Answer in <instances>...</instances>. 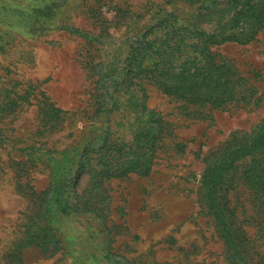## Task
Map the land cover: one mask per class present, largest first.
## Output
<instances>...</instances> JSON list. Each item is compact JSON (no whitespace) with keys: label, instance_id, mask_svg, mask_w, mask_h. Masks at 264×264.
Segmentation results:
<instances>
[{"label":"rangeland","instance_id":"rangeland-1","mask_svg":"<svg viewBox=\"0 0 264 264\" xmlns=\"http://www.w3.org/2000/svg\"><path fill=\"white\" fill-rule=\"evenodd\" d=\"M241 7L236 0H0V264H235L201 180L206 158L264 119V28L248 43L208 42L238 30L229 20ZM196 40L199 60L206 42L237 67L251 98L199 117L142 81L148 106L164 118L150 172L105 178V217L80 210L45 221L35 204L49 194L51 167L64 196L77 202L98 182L89 164L121 159L107 143L133 140L141 111L132 75L139 66L154 69L158 54L149 48L181 47L162 53L176 68ZM99 74L114 75L110 88L96 83ZM106 93L120 101L104 110ZM256 165L264 178V150L227 173L222 202L249 264H264V179ZM47 225L61 246L53 255L25 241Z\"/></svg>","mask_w":264,"mask_h":264},{"label":"trees","instance_id":"trees-1","mask_svg":"<svg viewBox=\"0 0 264 264\" xmlns=\"http://www.w3.org/2000/svg\"><path fill=\"white\" fill-rule=\"evenodd\" d=\"M236 1L237 4L242 5L243 9L242 7L238 9L229 21L232 29L237 27L238 30L220 32L217 36L215 35L216 38H210L208 42L244 44L256 39L259 31L264 28V0ZM245 14L247 15L245 16ZM186 46L190 49L187 54L188 58L180 61L176 68L165 66L166 62L164 63L162 53L169 54L172 51H180L181 47L173 43L149 48L152 53L158 54V61H156L154 69L144 70L149 68V64L139 66L132 75L133 98L136 99L141 111H137L135 115V118H138L135 136L130 144L123 141L107 143L110 153L111 151L117 152L118 156L121 157L120 160H117L114 155L111 158L105 157L100 160L96 166L89 164V171L98 177V182L97 184L94 183L89 191L87 190L84 197L78 198L77 202H70L64 196L62 190L64 184H59L57 176L53 172L55 167H51L52 178L49 194L45 195L40 203L35 204L37 211L42 213L45 221L49 216L51 218L57 213L68 214L80 210L105 217L109 196L107 189L102 185L103 180L122 176L130 171L140 174L150 172L156 147L159 146L165 134L164 118L161 113L148 106L142 81L156 85L167 96L178 102V107L187 108V106H191L192 109L188 112L199 117L209 114L211 109L226 107L233 102H247L251 98L248 92L251 86L237 72V67L226 60L218 59L208 44L206 45V42L202 51L204 54L203 61L199 60L195 54L197 51L195 47L198 46L197 40L186 44ZM144 49L147 50L148 47H144ZM197 60L202 63L197 64ZM190 63L193 66L189 65ZM113 78L114 75L99 74L96 83L101 82V86L108 89L112 86L110 83H112ZM106 95L107 93L100 97V105L104 107V110L109 104L114 106L119 103L118 97L114 98V102H109ZM207 107H210L208 111L205 110ZM263 150L264 119L250 132L234 133L231 141L224 148L215 152L212 158H206L207 165L202 174L201 187L203 188L204 203L214 219L219 236L233 256L235 264H249V259L242 244L241 236L234 227L233 220L222 202V186L227 173L236 165L238 160ZM84 158L78 161L77 168L83 167ZM55 161L62 162L59 158H55ZM96 167L98 168L96 169ZM254 171L259 173V179L263 181V171L257 165ZM46 227L53 228L51 225L44 226L41 229L42 233L27 234L25 241L28 244L33 243L39 246L46 255H53L61 246H58L59 241H55L52 236L48 235ZM127 260L124 259V264H129Z\"/></svg>","mask_w":264,"mask_h":264}]
</instances>
